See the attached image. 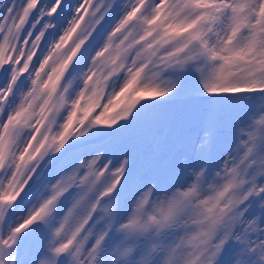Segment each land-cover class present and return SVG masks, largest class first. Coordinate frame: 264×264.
Returning <instances> with one entry per match:
<instances>
[{
  "label": "snow or ice",
  "instance_id": "snow-or-ice-1",
  "mask_svg": "<svg viewBox=\"0 0 264 264\" xmlns=\"http://www.w3.org/2000/svg\"><path fill=\"white\" fill-rule=\"evenodd\" d=\"M0 264H264V0H0Z\"/></svg>",
  "mask_w": 264,
  "mask_h": 264
}]
</instances>
